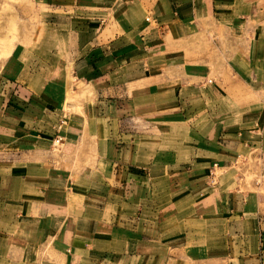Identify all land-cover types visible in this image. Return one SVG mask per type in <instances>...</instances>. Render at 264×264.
<instances>
[{
    "label": "crops",
    "instance_id": "crops-1",
    "mask_svg": "<svg viewBox=\"0 0 264 264\" xmlns=\"http://www.w3.org/2000/svg\"><path fill=\"white\" fill-rule=\"evenodd\" d=\"M35 1L0 60V264H264V0ZM172 131L181 160L137 140ZM214 164L260 183L208 196Z\"/></svg>",
    "mask_w": 264,
    "mask_h": 264
},
{
    "label": "rangeland",
    "instance_id": "rangeland-1",
    "mask_svg": "<svg viewBox=\"0 0 264 264\" xmlns=\"http://www.w3.org/2000/svg\"><path fill=\"white\" fill-rule=\"evenodd\" d=\"M40 12L41 9L35 0H0V60L10 51L22 49L23 54L26 55V49L33 48L40 27ZM144 16L145 15H143V17ZM179 43L181 44V41ZM189 57V55L186 56V58ZM240 97H244V101L248 100L246 93H242ZM249 100H251V97H249ZM138 138L144 140L148 139L143 143H147L145 145L149 148L153 147L159 154H163L162 158L166 160V163L169 159L181 160L179 152L184 147H180L179 145L182 143V136L176 137L175 132H162L161 134L159 132L157 135L150 138L149 136L137 137V140ZM176 141H179L180 143H176ZM53 150L55 153H60L61 147L57 146V149ZM148 152H150V150ZM70 155H68V158H70ZM73 155H75L76 159L80 156L85 158V156L80 153H74ZM148 158L150 159V156H148ZM241 160L242 159H239L238 162ZM238 162L236 165L239 164ZM90 169L92 170V168ZM73 170L78 172L82 170V166L78 164ZM94 171H100L106 178L108 170L107 168L100 169L96 166L94 167ZM212 172L214 174V180H212L211 175V185H208L207 187L208 196L215 194L216 190H218L220 194L225 192L230 193L234 189H239L244 193L246 189H250L252 182L258 184L261 179V176L247 173V171L240 169V167H232L228 169H216V167H213ZM182 216L183 215H170L168 217V221L171 222L170 226L176 229H181L188 223L200 222L199 220L190 219H183L182 222Z\"/></svg>",
    "mask_w": 264,
    "mask_h": 264
},
{
    "label": "built area",
    "instance_id": "built-area-1",
    "mask_svg": "<svg viewBox=\"0 0 264 264\" xmlns=\"http://www.w3.org/2000/svg\"><path fill=\"white\" fill-rule=\"evenodd\" d=\"M147 20H148V18H147ZM65 123V121H60V127L63 125ZM60 141H61V137L58 135V136H56L55 137V139H54V141H53V144L56 146V145H58L59 143H60ZM216 165L214 164V167H215ZM211 175H212V180H214V174H213V172L211 173Z\"/></svg>",
    "mask_w": 264,
    "mask_h": 264
}]
</instances>
